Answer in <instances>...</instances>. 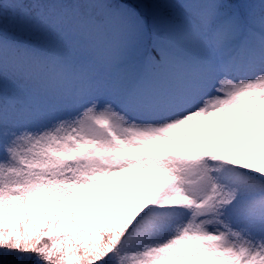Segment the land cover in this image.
Wrapping results in <instances>:
<instances>
[{"label": "snow or ice", "instance_id": "obj_1", "mask_svg": "<svg viewBox=\"0 0 264 264\" xmlns=\"http://www.w3.org/2000/svg\"><path fill=\"white\" fill-rule=\"evenodd\" d=\"M0 264H264V0H0Z\"/></svg>", "mask_w": 264, "mask_h": 264}]
</instances>
